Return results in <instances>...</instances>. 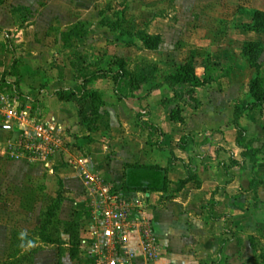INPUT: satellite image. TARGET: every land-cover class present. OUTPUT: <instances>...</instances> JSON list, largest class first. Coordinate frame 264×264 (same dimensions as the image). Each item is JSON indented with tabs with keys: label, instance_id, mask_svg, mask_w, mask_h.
Returning <instances> with one entry per match:
<instances>
[{
	"label": "rangeland",
	"instance_id": "obj_1",
	"mask_svg": "<svg viewBox=\"0 0 264 264\" xmlns=\"http://www.w3.org/2000/svg\"><path fill=\"white\" fill-rule=\"evenodd\" d=\"M254 10L264 11V0H0V264H89L83 253L75 259L70 255L71 235L78 233V228L68 226L74 221L72 210L62 213L61 209L48 223L47 215L59 192L72 200L63 178L74 177L75 167L81 165L82 170L119 190L123 165L170 164L176 158L170 151L182 155L177 147L187 134L202 127L219 132L228 117H233L235 107L251 100V81L257 75L264 78V52L257 67L243 54L247 41L260 39L264 45V36L243 30L246 13ZM77 28L86 32V37L77 38L75 43L101 66L109 67L120 59L127 64L129 78L143 72L158 78L145 89L144 96L125 101L117 99L111 81L95 83L92 88L102 99L97 101L95 117L87 127L79 126L72 103L60 109L50 97L56 90L77 86L70 68L74 52L62 47V35ZM139 33L162 36L160 49L146 50ZM14 53L23 61L22 76L9 79L11 83L18 81L17 90L6 81ZM183 64L193 65L201 78L210 75L213 79L209 87L197 92V109L185 100L180 105L183 122L172 121L170 113L175 106L164 110L160 105L172 96L168 86L154 91L143 107L142 100L151 88ZM60 82L65 88L57 89ZM11 104L17 117L8 115ZM54 118L64 139L58 150L62 163L52 168L43 160L22 155L19 146L25 128L32 131L24 119L40 122ZM146 121L160 125L164 136L143 127ZM8 127L10 132L5 130ZM243 127L247 140L262 150L256 165L251 158L246 162L250 187L245 193L251 216L243 221L235 212L224 235L238 244L231 264H264V110L251 111ZM236 135L229 134L225 140L231 138L235 143ZM157 144L169 151L163 153ZM194 151L189 148L188 162L200 168L202 159L197 157L201 156ZM239 152L236 149L234 156L242 163ZM90 156L93 159L86 163L88 167L79 162ZM181 183L170 185L171 196L185 187ZM89 189L86 186L83 194L86 199ZM149 213L153 218L154 209ZM191 221L185 219L183 224L194 227L195 220ZM85 227L80 223V236ZM179 236L187 245L183 253L193 256L200 242L197 232ZM46 238L51 242H45ZM215 264L228 262L218 260Z\"/></svg>",
	"mask_w": 264,
	"mask_h": 264
},
{
	"label": "crops",
	"instance_id": "obj_2",
	"mask_svg": "<svg viewBox=\"0 0 264 264\" xmlns=\"http://www.w3.org/2000/svg\"><path fill=\"white\" fill-rule=\"evenodd\" d=\"M198 77L200 76L198 75ZM207 87L209 86L202 87L198 89V91ZM59 88H65V86H62L60 82L57 89ZM143 94L144 92L141 96H144ZM151 95L147 96V99L142 100L143 107L147 106L148 98ZM50 97L56 100L55 102L59 105L60 109L66 104H71L60 102L53 94H51ZM171 97H173V92L172 96L168 98ZM160 105L162 109L167 110L162 104ZM250 112L251 111H248L244 118L250 116ZM234 115L233 117H228L227 123L223 128L217 129L219 132H211L209 127H202L197 133L187 134L194 136L195 141L185 152L181 151L179 146L177 147L178 152L182 155L172 150L170 153L173 154L175 152L176 156V158L174 157V162L168 163L167 165H155L168 170L167 176L169 179V186L165 192L131 193L132 196L139 195L147 198L152 205L150 209H154L155 214L153 218L155 219L156 234L161 246V251L153 264H187V262L190 264H215L218 260H225L228 264L233 263V257L238 251V244L235 240L228 239L224 235L225 228L229 225V219L235 216V212L240 214L243 221L245 217L249 220L251 216L249 196L248 193H245V190L248 191L250 187V171L249 167L246 165L247 159H243V150L237 145L239 131L234 125ZM76 118L78 119V117ZM244 118L240 122L242 127ZM150 122L161 128L157 123L153 121ZM9 128L10 127L5 130L10 132L11 130ZM229 134L231 136L237 134V139H235L236 144L233 143L231 138H227L229 142L225 140ZM63 136H65V134ZM62 139H64V137H62ZM190 147H193L196 156H201L197 157L202 159V166H200V168H195L190 165L193 162H188L187 157ZM236 149L241 150L239 155L241 154L242 163L238 162L237 160L239 159L234 156ZM161 151L165 153L169 150L163 149ZM61 156L62 155L57 152L50 159L49 165L52 168L61 165ZM92 159L93 156H90L80 159L79 162L87 166L86 163L88 162L91 164ZM232 160L236 162L232 164ZM67 163H69L68 160ZM80 166L78 165L75 167L77 172L74 174V177L63 178V184L70 191V198L72 200H66L64 202L65 206L62 208V213L66 210H72L71 214H74V211L86 210V198H84L83 195L86 190V184L80 177V175H82L81 173L83 172L84 174L86 170H82ZM127 166L128 164L122 166L121 177L118 176V179L122 180V187L125 182ZM238 166L241 167L239 168ZM105 174L109 175L108 172ZM189 177H191V180L185 187L174 194V196H171L172 189L170 185L180 180L185 181ZM194 179L197 181L196 185L193 182L195 181ZM122 187L121 189H123ZM241 189L243 192H238ZM70 206L73 209H71ZM185 219H187L188 222L194 219V227L189 226L188 223L183 224V220ZM191 231L192 233L197 232L200 242L196 247L195 254L193 256L189 254L190 256H188L186 253H183L187 245L180 240L179 237L181 236L179 235L190 233Z\"/></svg>",
	"mask_w": 264,
	"mask_h": 264
},
{
	"label": "trees",
	"instance_id": "obj_3",
	"mask_svg": "<svg viewBox=\"0 0 264 264\" xmlns=\"http://www.w3.org/2000/svg\"><path fill=\"white\" fill-rule=\"evenodd\" d=\"M246 14L248 15V19L247 23L243 25V30L248 33H254L259 38L264 36V11L254 10ZM85 37L86 32L79 28L62 35V47L74 52L73 57L70 59V68L77 86L74 88L59 89L53 93V96L60 102L72 103L75 106L78 124L82 127H87L90 121L94 119L97 101L102 99V95L92 88L95 83L99 81H111L114 84V92L117 99L125 101L140 98L144 90L158 80L156 75L150 72H143L138 77L129 78L127 64L120 59L114 60L109 67L101 66L97 61H93L90 55L81 51L75 43L77 38ZM139 38L144 48L150 51L159 50L163 43V38L160 35L152 36L147 33H139ZM263 52L264 45L260 39L247 41L243 44V54L252 67L259 65V59ZM22 66V59L18 58L14 53V61L9 68L6 81L10 87H14L16 90L18 88V81L11 83L9 79L20 78L22 76ZM212 80L210 75H206L203 79L198 77L193 65L183 64L179 66L175 73L168 75L162 83L153 86L146 96L151 95L154 91L164 86H168L173 92V97L164 99L161 104L164 108H168L169 105L175 106L176 109H173L170 113L171 120L183 122L181 103L188 100L194 105V109H197V105L199 104L197 96L198 89L208 86ZM249 92L251 100L245 101L242 107H235L234 125L242 133L237 139V145L245 150L243 159L251 158L252 162L256 165L262 150L255 148L254 141L247 140L246 132L240 122L248 111L264 110V78L261 75H257L251 81ZM142 126L151 130L153 133L154 131L158 132L160 137L164 135L162 129L152 122L146 121ZM88 140L93 142L91 139ZM194 141V136L187 135L181 139L178 146L181 151L185 152ZM155 147L163 150L158 144ZM235 162V160H232V164ZM167 173V169L158 166L141 164L128 165L125 172V182L122 187L123 191L129 194L138 192H165L169 186ZM190 180L191 177L182 181V186H185ZM65 201L66 199L63 197V194L59 192L57 199H55L56 205L50 208L51 212L47 215L50 220L48 223H51L52 219L57 217ZM90 216L91 209L86 202V210L75 211L74 221L68 225L71 230L78 228V233H75L74 236L71 235L73 239V251L70 252L72 259H75L77 254L81 255L79 225L80 223L81 225H85L86 220ZM45 242L50 243L51 239L46 238Z\"/></svg>",
	"mask_w": 264,
	"mask_h": 264
},
{
	"label": "built area",
	"instance_id": "obj_4",
	"mask_svg": "<svg viewBox=\"0 0 264 264\" xmlns=\"http://www.w3.org/2000/svg\"><path fill=\"white\" fill-rule=\"evenodd\" d=\"M12 106L8 109L9 117L16 115ZM24 121L32 131L25 128L19 151L49 163L62 146L61 126L56 119ZM84 176L90 188L86 200L90 202L91 216L81 232L80 250L89 264H153L161 246L148 199L118 190L87 171Z\"/></svg>",
	"mask_w": 264,
	"mask_h": 264
}]
</instances>
